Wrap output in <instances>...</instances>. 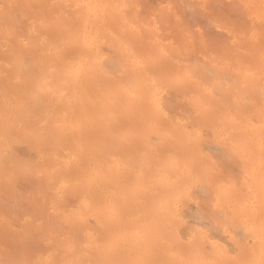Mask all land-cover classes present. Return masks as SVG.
<instances>
[{
    "label": "bare ground",
    "instance_id": "bare-ground-1",
    "mask_svg": "<svg viewBox=\"0 0 264 264\" xmlns=\"http://www.w3.org/2000/svg\"><path fill=\"white\" fill-rule=\"evenodd\" d=\"M0 264H264V0H0Z\"/></svg>",
    "mask_w": 264,
    "mask_h": 264
},
{
    "label": "rangeland",
    "instance_id": "rangeland-1",
    "mask_svg": "<svg viewBox=\"0 0 264 264\" xmlns=\"http://www.w3.org/2000/svg\"><path fill=\"white\" fill-rule=\"evenodd\" d=\"M29 15H30V14H29ZM191 15H192V16H191ZM194 15H195V14H194ZM194 15H193V13H192V14L190 13L191 18H190V16H189V21L192 19L191 22H190L191 24H194V23H195V24H199L200 21L202 20V21H201L202 23H200V25H201V26H203L204 24L206 25V26L204 25V27H205L204 30H208V29H209V30L207 31V33L210 31L209 34H212V33L215 31V30H213V29H215L214 27L211 28V27H210V26H211L210 24L207 25L208 21L205 20L204 18H202V16H200V17H199V16L196 17V16H194ZM194 17H195V18H194ZM200 19H201V20H200ZM194 20H195V21H194ZM196 20H197V21H196ZM198 21H199V22H198ZM204 21H205V22H204ZM206 21H207V22H206ZM202 24H203V25H202ZM207 26H208V27H207ZM24 28H25V26L20 22V24H18L17 29H19V30H23ZM27 28H28V27H27ZM30 28H31V27H30ZM211 30H213V31L211 32Z\"/></svg>",
    "mask_w": 264,
    "mask_h": 264
}]
</instances>
